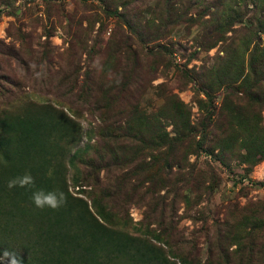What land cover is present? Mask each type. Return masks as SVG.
I'll use <instances>...</instances> for the list:
<instances>
[{"label":"rangeland","instance_id":"374dc122","mask_svg":"<svg viewBox=\"0 0 264 264\" xmlns=\"http://www.w3.org/2000/svg\"><path fill=\"white\" fill-rule=\"evenodd\" d=\"M20 111L68 129L56 167L97 220L175 264H264V0H0Z\"/></svg>","mask_w":264,"mask_h":264},{"label":"trees","instance_id":"16d2710c","mask_svg":"<svg viewBox=\"0 0 264 264\" xmlns=\"http://www.w3.org/2000/svg\"><path fill=\"white\" fill-rule=\"evenodd\" d=\"M49 114L20 111L13 122L5 116L0 118L4 132L0 135V153L5 160L0 165V252L15 251L21 264H175L146 239L97 220L85 200L67 190L61 169L56 167L62 155L56 136H67L68 129L62 128L59 117ZM207 131L200 129L197 146L205 141ZM259 155L264 156V152ZM76 156L77 148L68 157L73 166ZM25 171L31 172L38 188L64 191L67 203L58 210H41L32 203L30 191L9 189L7 181ZM101 208L98 204L95 213L115 224ZM26 238L28 243H24Z\"/></svg>","mask_w":264,"mask_h":264},{"label":"clouds","instance_id":"9594fccd","mask_svg":"<svg viewBox=\"0 0 264 264\" xmlns=\"http://www.w3.org/2000/svg\"><path fill=\"white\" fill-rule=\"evenodd\" d=\"M9 189L19 187L31 192V201L38 209L49 208L58 210L67 203L64 191L59 189L46 190L36 186L35 178L30 171H25L22 175L15 176L7 181ZM0 264H21L20 258L15 251L5 249L0 252Z\"/></svg>","mask_w":264,"mask_h":264}]
</instances>
